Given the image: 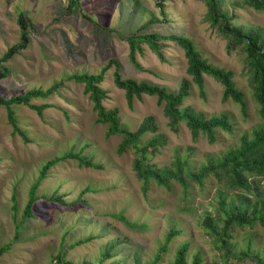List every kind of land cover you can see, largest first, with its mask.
<instances>
[{
	"label": "rangeland",
	"instance_id": "rangeland-1",
	"mask_svg": "<svg viewBox=\"0 0 264 264\" xmlns=\"http://www.w3.org/2000/svg\"><path fill=\"white\" fill-rule=\"evenodd\" d=\"M222 1L235 24L264 25V11L236 6L243 0ZM207 12L201 0H0V58L20 42L19 16L33 23L28 48L2 64L10 72L0 80V97L59 86L48 98L32 100L34 105L51 106L41 115L29 106H11L18 130L7 108L0 106V248L11 246L0 255V264H173L184 244L189 245L187 264L197 254L202 264H225L223 252L202 225L206 216L216 217L223 185L209 177L203 186L192 183L185 194L178 183L162 187L151 180L145 191L134 170L135 152L118 154L122 136L107 135V125L97 121L84 85L70 78L97 74L116 60L124 78L177 92L184 79L191 80L184 51L167 41L162 62L143 45L136 55L142 68L138 69L130 62L126 38L138 33L193 40L209 63L234 72L248 103L243 117L239 105L224 100L222 85L212 77H205L206 99L192 84L184 107L233 120V133L220 131L216 143L205 136L193 140L184 123L174 132L156 97L145 95L130 107L125 91L114 84L115 67L107 71L101 86L108 92L104 105L119 111L126 129L136 131L146 117H155L159 131L145 135L142 144L158 135L165 143L150 158L151 164L171 166L179 156L198 169L209 156L238 147L243 135L251 136L264 125L244 56L228 53L227 39L206 21ZM70 153L100 168L62 159ZM59 159L36 189L40 199L27 217L32 187L44 166ZM53 196L62 203L44 199ZM232 236L237 257L229 264H258L253 258L241 259L245 251L264 261L263 227L235 228Z\"/></svg>",
	"mask_w": 264,
	"mask_h": 264
},
{
	"label": "trees",
	"instance_id": "trees-1",
	"mask_svg": "<svg viewBox=\"0 0 264 264\" xmlns=\"http://www.w3.org/2000/svg\"><path fill=\"white\" fill-rule=\"evenodd\" d=\"M207 5L206 21L227 39V51L232 53L239 51L244 56V64L248 76V82L253 92V97L259 106V114L264 119V25L244 27L234 23L228 11L223 9L222 0H201ZM75 2V1H74ZM238 7H248L257 12L264 11V0H243L236 2ZM21 30L20 42L12 46L6 54L0 58V80L6 78L9 69L2 64L11 60L30 44V29L33 23L24 15L18 18ZM99 27V25H97ZM101 27V26H100ZM99 27V28H100ZM130 49V62L138 69H142L136 59L138 52H143V45H147L160 61L166 62L163 48L167 41L176 43L187 59V74L191 80L184 79L177 92H172L166 87L154 85L147 81H138L132 78H124L121 74V66L116 60H111L97 74H75L71 79L84 85L85 94L93 103L97 114V121L107 125V135H121L122 141L117 152L122 155L130 150L135 152L134 170L138 179L147 190L152 180L162 187H168L172 182L178 183L185 194H188L191 184L203 186L209 177H214L223 185L225 191L219 190V209L216 217L206 216L202 225L208 234L214 239L217 249L223 252L225 264L237 257L231 244L232 232L235 228H254L259 225L264 228V125L255 129L251 136L245 134L239 140V146L232 148L220 156H209L207 162L198 169L193 168L187 161L177 157L171 166L158 167L150 163V158L156 155L165 143V138L158 135L146 144L142 139L147 134H156L159 131L154 116H148L136 131H130L123 127L119 111L108 109L104 101L108 92L101 86L109 69L115 67L113 79L117 88L125 91L126 99L130 107L135 99L143 96H153L163 107L164 116L169 120V126L174 132L179 131L181 123L186 124L191 131L193 140L197 141L205 136L210 143H216L219 132L233 133L234 123L226 114L215 117H207L205 113L197 111L193 107H184L185 100L191 95L192 84L199 90L200 97L206 99L205 77H212L224 89V100H231L241 108L243 117L248 115V103L244 93L237 88L234 81V72L217 67L204 58L193 40L185 36H161L159 34H133L126 38ZM56 85L46 91L35 89L20 94L10 99L0 97V106L8 110L10 122L16 127V119L11 109L12 105H25L36 110L40 115L50 105L31 104L33 99L48 98L58 90ZM75 159L81 166L100 168L94 162L86 160L77 154H68L62 159ZM59 160L49 161L43 168L39 180L32 187L30 198L25 208V215H31L37 198L35 191L40 182L45 178L48 170L55 166ZM235 192L233 196L229 192ZM48 201L62 203L58 197H45ZM230 201L228 204L227 202ZM174 234L168 237V242ZM10 245L0 248V255ZM189 245L184 244L176 253L173 264H187ZM241 259L253 258L258 264H264L262 259L253 257L250 251L240 254ZM71 264V263H67ZM192 264H202V257L197 254Z\"/></svg>",
	"mask_w": 264,
	"mask_h": 264
}]
</instances>
